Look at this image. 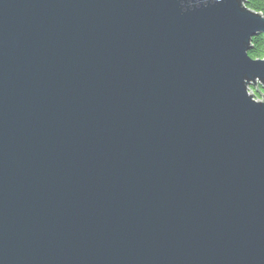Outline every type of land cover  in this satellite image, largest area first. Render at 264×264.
Listing matches in <instances>:
<instances>
[{
    "label": "water",
    "instance_id": "water-1",
    "mask_svg": "<svg viewBox=\"0 0 264 264\" xmlns=\"http://www.w3.org/2000/svg\"><path fill=\"white\" fill-rule=\"evenodd\" d=\"M245 3L0 0V264H264Z\"/></svg>",
    "mask_w": 264,
    "mask_h": 264
},
{
    "label": "trees",
    "instance_id": "trees-1",
    "mask_svg": "<svg viewBox=\"0 0 264 264\" xmlns=\"http://www.w3.org/2000/svg\"><path fill=\"white\" fill-rule=\"evenodd\" d=\"M246 7L264 16V0H246ZM251 47L248 51L249 58L253 60L262 59L264 56V35H256L251 39ZM253 98L255 100H261L264 102V89L258 86L256 88L251 87Z\"/></svg>",
    "mask_w": 264,
    "mask_h": 264
}]
</instances>
